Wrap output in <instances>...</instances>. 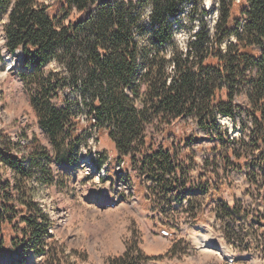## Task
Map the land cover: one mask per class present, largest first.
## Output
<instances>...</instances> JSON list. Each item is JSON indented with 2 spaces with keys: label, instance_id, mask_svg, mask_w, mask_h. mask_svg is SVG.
<instances>
[{
  "label": "trees",
  "instance_id": "16d2710c",
  "mask_svg": "<svg viewBox=\"0 0 264 264\" xmlns=\"http://www.w3.org/2000/svg\"><path fill=\"white\" fill-rule=\"evenodd\" d=\"M47 1L0 0L5 50L10 56L18 51V79L51 145L48 151L31 143L19 156L20 148L0 134V164L12 177L0 179V235L5 226L15 234L10 246L17 264L30 255L49 257L53 223L35 196L59 186L61 168L77 165L82 137L92 131L107 137L118 165L127 160L143 183H151L167 207L164 216L187 196L189 170L178 160L180 151L147 139L146 126L168 133L177 121L191 123L206 140L223 145L226 172H243L248 190L264 194V0H213V34L202 27L185 52L172 30L183 0ZM144 7L148 27L141 20ZM191 8L194 18L197 3ZM216 116L231 120L240 138L222 133ZM81 121L87 126L77 134ZM96 164L100 170L106 162L100 157ZM207 192L204 186L199 194ZM217 203L218 218L229 228V220L247 212ZM149 260L132 238L104 264Z\"/></svg>",
  "mask_w": 264,
  "mask_h": 264
},
{
  "label": "rangeland",
  "instance_id": "374dc122",
  "mask_svg": "<svg viewBox=\"0 0 264 264\" xmlns=\"http://www.w3.org/2000/svg\"><path fill=\"white\" fill-rule=\"evenodd\" d=\"M183 1L182 14L172 30L176 45L185 52L187 43L194 40L202 27L209 35L213 34L218 15L213 9V0ZM194 3L197 10L192 18L190 11ZM141 11L142 23L148 27L149 9L144 7ZM6 20L4 17L0 22L3 57L0 62V134L8 137L13 149L20 148L19 156L31 143L51 151L47 137L38 127L29 95L18 79L17 72L21 68L5 50L3 25ZM224 46L225 43L223 49ZM52 68L49 65L47 70ZM238 100L244 101V97ZM216 123L229 139L240 138L239 130L228 118L216 116ZM86 126L79 122L76 133ZM145 131L147 139L151 138L154 144L180 151L178 160L189 170L187 196L182 204L171 206L174 207L172 214L164 216L162 211L167 207L154 197L148 188L151 183H143V178L127 160L118 165L117 153L107 137L92 131L87 139L82 137L77 165L61 168L59 186L44 188L35 196L52 220V239L48 241L47 259L30 255L26 264H104L107 259L121 255L125 242L132 238L136 239L143 256L150 259L146 264H264V194L255 188L248 190L243 172H226L222 168L223 145L206 140L204 133L189 122L173 123L168 133H159L150 126H146ZM89 155L106 162L105 172L83 164V159ZM0 179H12L1 164ZM204 186L208 192L199 194ZM216 200L229 207L237 205L240 212H247L229 220V228L228 220L218 218L221 210ZM190 212L196 214L194 218ZM3 229L0 264H17L10 246V238L15 234L9 226ZM165 230L169 232L168 237L161 234ZM207 234L217 245L201 248L200 237Z\"/></svg>",
  "mask_w": 264,
  "mask_h": 264
},
{
  "label": "bare ground",
  "instance_id": "6f19581e",
  "mask_svg": "<svg viewBox=\"0 0 264 264\" xmlns=\"http://www.w3.org/2000/svg\"><path fill=\"white\" fill-rule=\"evenodd\" d=\"M206 233V232H205ZM198 240V239H197ZM199 245L201 246V248H204V247H208V246H216L217 245V243L216 242H214V239L209 235V234H207V235H205V236H203V237H200V240H199ZM213 244H215V245H213ZM219 244V243H218ZM218 247H219V245H218ZM210 248V247H209ZM219 249H220V251L224 254V250L222 249V248H220L219 247ZM205 254V253H204ZM226 254V253H225ZM224 254V255H225Z\"/></svg>",
  "mask_w": 264,
  "mask_h": 264
}]
</instances>
